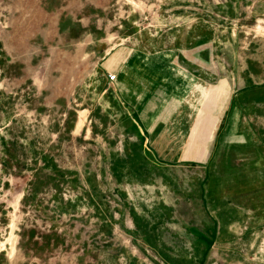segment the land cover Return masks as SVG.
Returning a JSON list of instances; mask_svg holds the SVG:
<instances>
[{
    "label": "rangeland",
    "instance_id": "rangeland-1",
    "mask_svg": "<svg viewBox=\"0 0 264 264\" xmlns=\"http://www.w3.org/2000/svg\"><path fill=\"white\" fill-rule=\"evenodd\" d=\"M199 19L211 51L209 123L231 98L244 105L239 123L237 109L229 115L239 135L221 143L212 164L221 175L263 174L264 0H0V264H164L137 238L148 215L175 216L177 229L196 233L174 264H264L262 209L233 215L234 240L203 256L194 246L199 171L189 179L182 170L169 189L106 161L120 141L89 92L118 78L117 61L101 74L104 54L132 48L137 28L151 36L159 22Z\"/></svg>",
    "mask_w": 264,
    "mask_h": 264
},
{
    "label": "crops",
    "instance_id": "crops-1",
    "mask_svg": "<svg viewBox=\"0 0 264 264\" xmlns=\"http://www.w3.org/2000/svg\"><path fill=\"white\" fill-rule=\"evenodd\" d=\"M152 27L151 36L137 28L132 48L120 49L109 59L108 52L104 54L101 74L112 67V61H117L119 67L114 72L118 78L111 85H93L89 92L93 102L103 107L109 118L107 125L120 141L119 150L112 149L107 154L106 161H110L113 172L147 174L152 183L164 182L169 189L182 170L190 175L189 179L191 173L200 172L197 179L202 200L198 230L201 243L194 246H199L205 256L221 251L224 242L234 240L228 230L229 223L235 220L233 215L241 221L250 209L264 211V173L251 167L221 175L212 164L222 151L221 143L227 144L239 135V129L231 125L235 119L239 123V109L244 105L231 98L219 117H212L209 123L205 114L211 66L207 23L199 19L177 25L159 22ZM234 109L237 116L232 120L229 115L235 113ZM198 124L202 125L199 131ZM192 141L197 142L193 145ZM195 151L200 158L197 166L190 165ZM184 202L192 204L186 197ZM141 219L146 231L138 233L137 238L164 264H174L176 253L181 250L191 251L196 233L192 227L177 229L175 216L168 219L148 215ZM160 250L166 256L160 255Z\"/></svg>",
    "mask_w": 264,
    "mask_h": 264
},
{
    "label": "built area",
    "instance_id": "built-area-1",
    "mask_svg": "<svg viewBox=\"0 0 264 264\" xmlns=\"http://www.w3.org/2000/svg\"><path fill=\"white\" fill-rule=\"evenodd\" d=\"M108 79H109L110 82L114 83L117 78H116L115 75H109V78Z\"/></svg>",
    "mask_w": 264,
    "mask_h": 264
}]
</instances>
